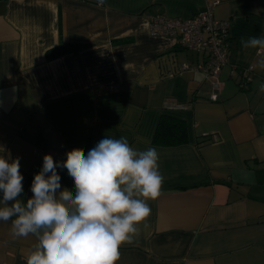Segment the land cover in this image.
Wrapping results in <instances>:
<instances>
[{"label": "crops", "instance_id": "crops-1", "mask_svg": "<svg viewBox=\"0 0 264 264\" xmlns=\"http://www.w3.org/2000/svg\"><path fill=\"white\" fill-rule=\"evenodd\" d=\"M211 3L229 21L217 89L197 68L201 53L147 25ZM252 36H264V0H1L0 155L20 160V199L33 195L45 154L60 162L64 150L87 155L123 136L157 149L164 181L116 264H264V49L240 43ZM60 43L81 48L47 60ZM161 116L185 123L186 144H152ZM10 229L0 221V264H26L36 238Z\"/></svg>", "mask_w": 264, "mask_h": 264}, {"label": "clouds", "instance_id": "clouds-1", "mask_svg": "<svg viewBox=\"0 0 264 264\" xmlns=\"http://www.w3.org/2000/svg\"><path fill=\"white\" fill-rule=\"evenodd\" d=\"M240 43L245 50L264 49V36ZM158 161L157 149H134L123 136H106L87 155L73 148L62 162L45 154L25 203L19 158L0 155V221L11 222L14 239L36 238L26 264H116L120 247L133 242L141 224L147 227L148 202L161 194ZM58 168L67 169L72 190L61 188Z\"/></svg>", "mask_w": 264, "mask_h": 264}, {"label": "built area", "instance_id": "built-area-1", "mask_svg": "<svg viewBox=\"0 0 264 264\" xmlns=\"http://www.w3.org/2000/svg\"><path fill=\"white\" fill-rule=\"evenodd\" d=\"M215 5L208 4L188 19L151 16L147 20L151 35L173 37L180 48L203 55L197 68L205 74L213 89L219 86L218 77L227 63L229 50V21L215 16ZM182 68L188 69L189 66L185 64ZM241 79L245 83L251 82L252 67L242 72Z\"/></svg>", "mask_w": 264, "mask_h": 264}, {"label": "trees", "instance_id": "trees-1", "mask_svg": "<svg viewBox=\"0 0 264 264\" xmlns=\"http://www.w3.org/2000/svg\"><path fill=\"white\" fill-rule=\"evenodd\" d=\"M80 48L81 45L60 43L56 47L46 51L45 57L47 60H51L70 52L76 53ZM187 141V128L183 121L166 116L160 117L152 138V144L157 146L172 147L186 144ZM67 152L68 150H64L60 162L66 159ZM59 173L65 188L72 190L74 188V183L68 175L67 169L59 168Z\"/></svg>", "mask_w": 264, "mask_h": 264}]
</instances>
